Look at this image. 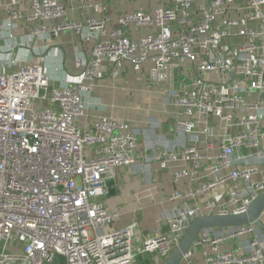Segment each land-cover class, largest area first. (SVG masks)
Here are the masks:
<instances>
[{
	"label": "built area",
	"instance_id": "obj_1",
	"mask_svg": "<svg viewBox=\"0 0 264 264\" xmlns=\"http://www.w3.org/2000/svg\"><path fill=\"white\" fill-rule=\"evenodd\" d=\"M67 1L29 0V14L7 12L8 28L65 19L35 27L32 38L74 30L95 45L89 61L77 59L82 81L72 85L56 84L62 56L53 77L40 54L32 66L0 72V264H163L195 219L245 213L264 193V0H152V11L86 22L67 19ZM9 47L0 52L12 56ZM147 63L153 82L168 84L175 131L191 139L153 157L164 170L182 166L175 184L192 182L169 197L184 205L164 213L168 232L138 245V225L115 229L121 211L102 200L107 181L141 158L137 138L128 122L108 116L86 130L78 122L88 108L83 93L95 89L103 65H113L116 79L123 65ZM202 173L209 179L194 185ZM216 230L196 240L183 264H264L254 224Z\"/></svg>",
	"mask_w": 264,
	"mask_h": 264
},
{
	"label": "crops",
	"instance_id": "obj_2",
	"mask_svg": "<svg viewBox=\"0 0 264 264\" xmlns=\"http://www.w3.org/2000/svg\"><path fill=\"white\" fill-rule=\"evenodd\" d=\"M68 17L71 22H86L88 19L101 18L109 15L116 20L127 12L138 9L152 11L156 4L152 0H68ZM106 8L103 11L102 8ZM8 10L30 13L29 0H0V32L3 38L1 48H10L14 45V54L6 55L0 52V72L12 73L20 70L23 64L34 65L37 55L46 63L53 77V63L58 57H63L62 69L58 74L57 86L72 85L82 81L83 68L77 65V59L89 61L95 41L80 36L74 30L60 33L59 37L32 38V30L37 26L53 25L65 22L60 19L55 22H17L14 27L8 28ZM10 31L12 36H10ZM133 38L140 37V31L132 28ZM14 61V63H13ZM151 63L140 68L123 65L121 75L114 79L113 65L105 64L100 69L96 87L92 92L83 93L88 103L86 116L78 122L79 126L90 129L100 116H108L120 121H126L138 141L137 162L129 167L120 168L114 178L116 193L102 199L110 210L120 209V218L114 225L121 229L130 224L138 225L137 244L156 235L159 232H168L169 226L164 213L174 206H183V202H171L169 199L177 190H185L191 184L190 179H184L175 184L173 175L182 168L181 165H172L161 169L153 155L163 148L190 145V138L175 131V115L177 109L169 104V97L165 94L168 84H156L150 77ZM202 173L194 181V185L208 180ZM108 189V188H107ZM225 192L224 188L217 189V194ZM217 194L209 195L210 198ZM264 221V217H263ZM259 230V229H258ZM218 234L216 229L205 231V234ZM252 236L236 239L221 244V250L241 248ZM259 241L264 249V232L258 231ZM208 245L199 248L196 254L198 261L203 260V250H211Z\"/></svg>",
	"mask_w": 264,
	"mask_h": 264
},
{
	"label": "water",
	"instance_id": "obj_3",
	"mask_svg": "<svg viewBox=\"0 0 264 264\" xmlns=\"http://www.w3.org/2000/svg\"><path fill=\"white\" fill-rule=\"evenodd\" d=\"M106 185L109 196L117 192L114 179H109ZM263 217L264 193L253 202L245 213L200 216L190 224L170 258L163 264H183L184 257L188 251L202 233L208 229L235 228L254 224L259 230L264 232Z\"/></svg>",
	"mask_w": 264,
	"mask_h": 264
},
{
	"label": "trees",
	"instance_id": "obj_4",
	"mask_svg": "<svg viewBox=\"0 0 264 264\" xmlns=\"http://www.w3.org/2000/svg\"><path fill=\"white\" fill-rule=\"evenodd\" d=\"M140 264H153L152 261H141Z\"/></svg>",
	"mask_w": 264,
	"mask_h": 264
}]
</instances>
